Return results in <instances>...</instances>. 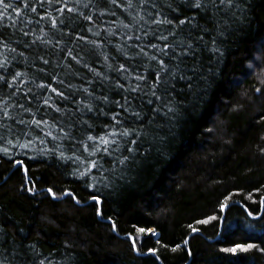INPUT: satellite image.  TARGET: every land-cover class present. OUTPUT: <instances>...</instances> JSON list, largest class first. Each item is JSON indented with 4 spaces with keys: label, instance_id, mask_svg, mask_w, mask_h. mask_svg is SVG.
Returning a JSON list of instances; mask_svg holds the SVG:
<instances>
[{
    "label": "trees",
    "instance_id": "16d2710c",
    "mask_svg": "<svg viewBox=\"0 0 264 264\" xmlns=\"http://www.w3.org/2000/svg\"><path fill=\"white\" fill-rule=\"evenodd\" d=\"M11 2L19 3L20 0ZM152 3L157 5L155 9ZM169 3L172 8L168 7ZM236 3L239 8L221 6L217 11L211 7L207 10L191 8L182 0H150L143 11L129 10L137 18H149V14L156 12L175 20L195 17L199 27L183 26L184 35L191 34L193 53L181 58V74L185 78L177 77L168 85L164 103L170 101L175 110L168 112L154 97L133 93L135 107L143 109V119L126 113H122L121 119L124 127L138 129L139 137L122 138L118 151L111 155L100 152L92 157L100 167L92 169L87 177L73 175L77 167L83 170L81 162L61 159L58 153L45 155L38 151L55 146L51 137L44 136L47 129L41 131L32 126L30 138L47 139L48 143H34L27 155L24 150L8 145V138L15 142L16 137L29 132V125L18 121L21 116L30 117L18 109L11 110L15 119L6 121L11 132L0 127V135L5 136L0 146L10 149L7 155L0 152V223L4 225V232L0 233V260H4V264H39L41 259L45 264H264V252L258 249L236 254L221 251L235 244L248 243L264 248V206L259 203L264 198V153L260 151L264 148V119H261L264 117V96L254 91L255 87L264 90V84L260 83V78H264L261 71L264 58L256 60L259 68L255 64L252 69L248 67L253 57H260L257 49L264 43V0H236ZM105 8L108 14L100 17L99 10ZM80 11L85 15L96 12L94 20L101 27L111 26L117 32L110 38L112 43L105 41L96 55H88L89 64L101 72L108 71L100 52L108 55L113 64L125 62L116 44L124 42L121 37L125 32L141 35L138 29L144 21L131 30L117 28L121 20L130 23L132 17L124 8L107 5L106 0H92V6L84 8L81 5ZM8 15H12L11 10ZM9 23L3 22L4 25ZM69 24L89 40L104 38L103 32L100 37L87 32L89 23L82 17L78 16ZM20 26L17 24L15 29L0 27V32L5 37L13 32L19 37ZM31 27L39 29L35 23ZM169 27L145 25L144 30L156 32L159 29L167 34ZM149 40L161 43L151 34L129 43L146 44ZM213 40L220 53L211 50ZM13 46L25 55L31 52L23 45ZM37 47L41 52L51 51L39 43ZM85 47L92 48V45L79 42L76 51ZM75 67L81 76H92L87 68ZM13 70L36 71L27 67L19 56L10 66V71ZM110 74L114 79L119 75ZM74 82L80 84L82 81L76 78ZM8 91L3 90L5 98ZM111 96L120 99L116 92ZM149 98L153 100L151 105L147 103ZM237 105L242 107L236 110ZM157 107L161 110L154 112ZM113 110L121 111L115 106ZM58 115L54 112L44 115L41 111L36 118L51 119ZM86 119L93 124L91 129L85 126L92 135H103L106 125L112 123L110 114L89 113ZM53 131L60 135L55 126ZM83 136L84 132L78 130L76 140L63 141L66 156L88 157V152L76 142ZM130 139L137 142L130 144ZM130 147L131 152L128 151ZM124 157L128 159L120 164L119 160ZM19 159L29 168L28 181L22 167L14 164ZM33 182L38 189L51 187L58 195L71 190L82 203L77 205L68 196L53 200L46 191L34 197L22 190L21 185L31 186ZM249 193L252 199L248 198ZM92 195L99 196L101 203L93 201ZM228 197H231L228 207L222 211L220 205ZM97 208L102 215L96 214ZM249 211L252 216L248 215ZM210 216H216L217 220L196 224L200 229L198 233L193 234L188 229V224ZM112 221L117 225L115 231ZM141 227L155 229L156 235H141L136 231ZM129 233L137 238L139 253L133 250ZM158 239L160 243H156ZM185 239H189L188 245L183 244ZM33 244L34 251L28 247ZM176 244L181 248L172 251ZM149 248L158 249L157 254H149ZM189 248L191 255H188Z\"/></svg>",
    "mask_w": 264,
    "mask_h": 264
},
{
    "label": "snow or ice",
    "instance_id": "6c2138e0",
    "mask_svg": "<svg viewBox=\"0 0 264 264\" xmlns=\"http://www.w3.org/2000/svg\"><path fill=\"white\" fill-rule=\"evenodd\" d=\"M101 2H104V0H101ZM182 2L188 7L202 10L211 7L219 11L221 6L225 8L240 7L236 0H182ZM106 3L107 5L124 8L125 11L135 8L139 12L144 10V6L149 4L150 0H137V2L125 0L124 3H120V0H106ZM81 5L88 8L92 6V0H88L87 3H83V0H20L19 3H13L11 0H0V9H2L0 10V27L15 29L17 24L21 25L18 29L19 37L14 32L8 37L0 32V50H2L0 51V57H2L0 58V113H2L0 127L7 129L9 133L11 132L6 121L15 119L11 115L12 109H18L20 112L27 114L30 119L21 116L18 123L29 125V132L23 137H16L15 142L12 138H8L7 144L12 148L18 147L24 150V154L27 155V150H30L34 143L38 142L40 145L48 143L47 139L37 137L36 140H33L30 138L32 126L41 129V131L47 129V131H44V136L51 137L55 146L52 148L43 147L38 151L45 155L58 153L61 159H72L81 162L83 170H81V167H77L73 175L84 178L91 174L92 169L100 167L97 160L92 159V157L97 156L100 152L111 155L113 151H118L122 138L139 137L140 131L136 128L124 127V121L121 119L122 113L129 114L138 120L143 119V109L138 110L135 107L132 98L133 93H138L144 97H154L157 102L163 104L164 108H167L168 112L175 110L174 107L170 106V101L164 103L168 94V85L177 77L180 79L185 78L181 74L180 64L183 62L181 58L193 53L191 34L185 36L183 26L194 25L199 27V25L196 23L195 17L185 16L183 19L175 20L156 12L155 15L149 14V18L144 16L137 18L129 11V15L132 17L131 22L124 23L121 20L116 26L117 28L122 27L131 30L143 20L144 23L138 29L141 35H135V33L130 35L125 32L121 37L124 42L116 44V50L124 57L125 62L116 61L113 64L109 62L108 55L100 52L99 54L103 55V62L108 69L107 72H101L89 64L87 57L90 54L96 55L97 50L103 48L105 41L112 43L113 41L110 38L115 37L117 32L113 31L111 26L101 27L100 23L94 20L96 12L85 15L80 11ZM151 7L155 9L157 5L152 3ZM168 7L172 8V3H169ZM38 9L43 11L41 12ZM9 10L12 11L11 16L8 15ZM66 13L71 15H66ZM30 14H35V16L33 17ZM106 14H108L107 8L99 10L100 17ZM111 15H115V13H111ZM78 16L89 23L87 32L95 37H100L103 32L104 38L89 40L87 36L74 31L69 22H74ZM5 20L10 23L4 25ZM33 23L39 26L38 31L31 27ZM113 23L115 24V22ZM145 25H169L170 27L167 34H165L159 29L156 32H152L151 29L146 31L144 30ZM66 28L67 31H65ZM150 34L161 43H153L151 40L146 44L129 43L131 41H141L142 36L148 37ZM26 37L29 39L25 40ZM200 39H203V37H200ZM79 42H83L85 46L91 44L92 48L85 47L80 51H76V45ZM38 43L46 46L51 51L41 52L37 47ZM215 43V40H213L211 50L220 53V49L215 47ZM13 44L23 45L25 49H31V52L29 55H25L23 51L17 52V48ZM131 49L138 50L131 51ZM257 51L260 52V57H253V61L248 65L249 69H252L254 64L255 67H260L256 60L264 58V43L259 46ZM7 53H14L15 55L10 56ZM60 53H63V55H60ZM17 56L23 58V63L27 67L35 68L36 71L32 73L19 70L10 71V66L13 61L17 60ZM29 56H31V59ZM75 65L87 68L92 76L90 78L81 76ZM261 71L264 72V69ZM112 72L118 73V77L114 79L110 74ZM76 78H79L82 82L80 84L75 83ZM260 83L264 84V78H260ZM4 89L10 90L7 93V98L3 94ZM254 91L256 94L264 96V90L261 87H255ZM112 92H116L120 99L112 97ZM17 97L22 98L25 102H20ZM147 103L151 105L153 100L149 98ZM113 106L121 111L113 110ZM240 107L242 105H237L236 110ZM105 109L109 111L106 112ZM159 110H161L159 107L153 109L154 112ZM41 111L44 112V115H48L49 112L59 115L51 119H44L43 116L36 118L37 113ZM89 113L111 115L112 123L106 125L107 131L103 135H92L90 131L85 129V126H87V129L93 127L92 122L86 119ZM261 119H264V117H261ZM53 126L60 135L54 134ZM78 130L84 132V136L76 142L82 146L85 152H88V157L85 159L75 154L66 156L63 150V141L76 140ZM4 139L5 136L0 135V140ZM128 142L134 145L137 141L136 139H130ZM9 151V147L0 146V152L5 155L9 154ZM128 151L131 152L133 149L130 147ZM260 151L264 153V148H261ZM127 159L128 157H124L119 160V163L123 164ZM14 164L22 167L24 178L28 181L30 179L29 168L24 160H15ZM21 188L34 197L46 191L53 200H60L68 196L75 201V204L80 205L82 203L80 198L71 190L58 195L51 187L46 190L38 189L34 182L31 186L25 183L21 185ZM248 198L252 199L251 193H249ZM91 199L96 201L97 204L101 203L99 196L92 195ZM229 199L231 197L226 198L220 205L222 211L228 207ZM259 203L264 206V198H261ZM96 214L102 215L103 213L101 209L97 208ZM248 215L252 216L253 213L249 211ZM108 219L112 220L111 217ZM209 220H217V217L210 216L204 220H196L194 223L188 224L187 227L191 233L196 234L200 229L195 225L206 224ZM111 227L114 231L117 229L115 221H112ZM136 231L141 235L145 233L156 235L155 229L141 227L137 228ZM3 232L4 225L0 223V233ZM128 236L133 250L139 253L140 248L137 246V238L131 233ZM156 243H160V240L158 239ZM188 243L189 239L183 241L184 245H188ZM28 247L33 251L35 250L34 244ZM180 248L181 245L176 244L172 251H177ZM251 249L264 252V248H259L258 245L252 243L235 244L233 247L223 248L221 251L236 254L238 251L248 252ZM147 251L149 254L156 255L158 249L149 248ZM187 251L188 255L192 254L190 248ZM0 264H4V260H0ZM39 264H45L44 260L41 259Z\"/></svg>",
    "mask_w": 264,
    "mask_h": 264
}]
</instances>
